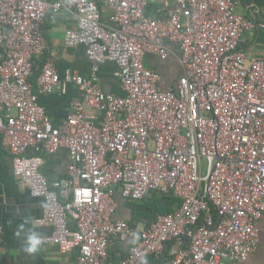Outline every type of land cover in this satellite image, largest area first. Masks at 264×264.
<instances>
[{"label": "built area", "instance_id": "2783aa9c", "mask_svg": "<svg viewBox=\"0 0 264 264\" xmlns=\"http://www.w3.org/2000/svg\"><path fill=\"white\" fill-rule=\"evenodd\" d=\"M240 1L0 0V138L14 174L45 200L54 232L44 242L77 247L76 264H114V239L134 241L120 264L151 255L164 264L241 263L256 250L264 216V55H247L241 42L264 22L238 13ZM102 4L112 8L109 24ZM64 9L77 14L65 45L86 47L91 75L61 74L48 60L35 90L44 24ZM172 45L183 73L165 90L145 60H167ZM106 62L118 67L121 94L100 84ZM71 83L83 99L54 124L40 97ZM61 148L69 152L68 174L50 182L44 153ZM154 192L180 205L142 229L115 217L119 194L138 201ZM4 229L0 216V250Z\"/></svg>", "mask_w": 264, "mask_h": 264}, {"label": "crops", "instance_id": "0c3cea01", "mask_svg": "<svg viewBox=\"0 0 264 264\" xmlns=\"http://www.w3.org/2000/svg\"><path fill=\"white\" fill-rule=\"evenodd\" d=\"M101 1V0H98ZM163 3H161L162 5ZM174 7V5H173ZM236 11L245 15L256 23L264 22V0H241ZM112 8L106 4L101 5L102 21L109 24ZM154 13V11H153ZM77 25V14L73 10H62L57 15L47 18L43 30L47 42V49L38 61L45 63L54 61L58 71L64 74L66 69L89 76L92 72L93 61L88 57L84 45L67 47L65 33ZM242 49L249 56L264 55V29L246 31L241 42ZM178 46H171V54L167 60L149 54L146 57V66L159 71L163 80L161 87L170 89L175 87L179 76L183 73L178 59ZM42 71V70H41ZM100 84L108 92L121 94L118 67L113 62H106L100 66ZM34 76L30 79L36 90ZM83 99L82 91L75 84H68L64 92L56 91L41 95L40 101L46 107L48 115L54 124L62 123L73 111L74 104ZM1 112V108H0ZM45 163L42 167L43 174L50 182L64 178L68 174L70 162L69 152L66 148L59 149L56 153H44ZM118 209L116 218L132 219V209L129 202L117 196ZM177 207V206H176ZM45 200L41 196H34L31 190L24 185L14 174L13 156L4 147L0 138V216L5 225L4 246L0 250V260L6 264H76L78 248L63 250L59 244L44 242L41 250L35 255L23 251L25 241L22 236H17L20 225H25V232L32 228V221L38 222L37 231L43 237H50L54 226L47 219ZM148 220L134 221L142 229ZM259 242L256 250L249 258L241 263L230 264H264V216L257 223ZM133 243L134 241H130ZM130 242H121L114 239L108 249L109 258L116 254H128ZM123 257V258H124ZM122 261V258H121ZM115 264V263H114Z\"/></svg>", "mask_w": 264, "mask_h": 264}, {"label": "trees", "instance_id": "16d2710c", "mask_svg": "<svg viewBox=\"0 0 264 264\" xmlns=\"http://www.w3.org/2000/svg\"><path fill=\"white\" fill-rule=\"evenodd\" d=\"M45 63L36 61L34 66V80H36L37 76L41 73ZM32 76V77H33ZM31 77V78H32ZM129 202V205L132 209V219L129 221L132 225L136 226L134 221H143L151 220L156 214L158 213H170L172 212L176 206L180 205V199L173 196L167 195L162 193L154 192L151 196L146 197L142 200L138 201H131L126 200ZM126 254L122 253L121 257H117L116 254L113 257L109 258L115 264L121 263V258ZM147 264H164L162 259H157L154 255L148 256L146 258Z\"/></svg>", "mask_w": 264, "mask_h": 264}, {"label": "clouds", "instance_id": "9594fccd", "mask_svg": "<svg viewBox=\"0 0 264 264\" xmlns=\"http://www.w3.org/2000/svg\"><path fill=\"white\" fill-rule=\"evenodd\" d=\"M27 223L28 221L26 220L24 224L20 225L17 236H22L25 241L23 251L29 255H35L41 250L44 243V238L40 234V232L37 231L38 222L36 220H33L31 222L32 228L28 229V231L25 232V225ZM142 264H147V260L145 259L144 261H142Z\"/></svg>", "mask_w": 264, "mask_h": 264}, {"label": "rangeland", "instance_id": "374dc122", "mask_svg": "<svg viewBox=\"0 0 264 264\" xmlns=\"http://www.w3.org/2000/svg\"><path fill=\"white\" fill-rule=\"evenodd\" d=\"M153 8H155V5H151V6L148 8L146 14H147V15H152V14H153V11H154ZM203 164H204V170H205V169H206V160H203ZM156 193H158V192H156Z\"/></svg>", "mask_w": 264, "mask_h": 264}]
</instances>
